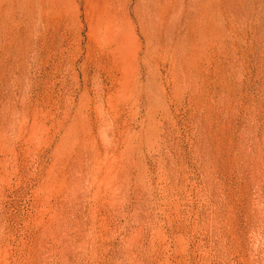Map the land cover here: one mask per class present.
<instances>
[{"label":"rangeland","instance_id":"374dc122","mask_svg":"<svg viewBox=\"0 0 264 264\" xmlns=\"http://www.w3.org/2000/svg\"><path fill=\"white\" fill-rule=\"evenodd\" d=\"M0 264H264V0H0Z\"/></svg>","mask_w":264,"mask_h":264}]
</instances>
